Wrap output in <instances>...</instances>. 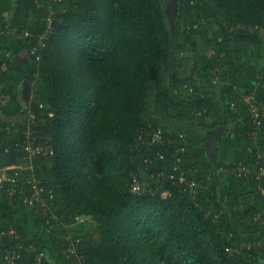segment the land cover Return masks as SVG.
<instances>
[{"label":"trees","instance_id":"obj_1","mask_svg":"<svg viewBox=\"0 0 264 264\" xmlns=\"http://www.w3.org/2000/svg\"><path fill=\"white\" fill-rule=\"evenodd\" d=\"M165 1L61 0L50 4L46 0H16L20 8L33 11L40 19L25 31L29 36L22 49L27 55L51 12L56 21L41 61L28 55L21 71L12 67L14 55L20 52L8 57L6 37L0 36V69L2 64L7 66L0 73V86L8 89L10 100L20 103L8 114L12 120L18 115L20 121L13 120L11 133L0 136V168L29 160L24 152L5 151L27 141V112L22 108L38 115L32 126L34 136L55 149L53 157L33 160L39 177L55 192L51 209L59 221L36 209L39 223L52 232V245L30 240L18 228L27 244L50 253L45 264H76V256L67 250L69 233L75 239L82 238L78 251L84 264H264V239L253 231L235 238L230 228L235 219L250 225L264 220V208L256 198H237L223 212L209 215L204 194L195 198L164 177L152 189L146 183V174L152 177L161 172L165 176L167 172L155 166L159 152L168 167L180 157L182 171L196 168L190 155H177L176 147L156 144L149 149L143 144L140 135L150 124L165 130H177L178 124L192 133L184 122L194 121L211 130L219 125L212 119L223 114L229 118L224 123L229 133L247 140L254 137L249 108L242 101L251 89L242 91L243 84L236 80L228 94L234 109L222 104L215 91L201 93L185 65L190 58L179 56L184 44H193L203 32L186 28L179 20L172 29ZM197 13L200 23L221 32L224 44L232 48L222 57L221 45L207 42V48L213 50L206 58L212 62L203 75L207 85L218 76L227 78L231 67L241 63L245 49L252 47L258 54L264 51V0H200ZM256 26L259 28L253 30ZM250 65L248 60L243 62L239 73H251V83H264V73H257L260 69ZM25 82L36 85L32 106L24 101ZM258 98L264 111V97ZM0 103L4 105L2 100ZM161 112L169 119L160 116ZM258 153L263 155L260 165ZM261 165L264 149L244 162L221 168L228 169L224 175L232 183L264 190V179L240 178L232 173L239 166L258 172ZM136 176L146 189L141 194L132 191ZM0 196L18 203L17 197L5 191L0 190ZM12 243L1 240L0 251ZM62 255L69 258L62 261ZM49 256L53 259L48 260Z\"/></svg>","mask_w":264,"mask_h":264},{"label":"crops","instance_id":"obj_2","mask_svg":"<svg viewBox=\"0 0 264 264\" xmlns=\"http://www.w3.org/2000/svg\"><path fill=\"white\" fill-rule=\"evenodd\" d=\"M0 11L2 12L0 36L6 37L7 43L4 49L10 51L7 54L8 57L16 53V51L20 52L15 55L13 54L12 67L16 71H21L29 61L27 53L22 49L25 46L24 33L26 29L35 26L40 19L33 11L20 8L16 4V0H0ZM50 15H52V12ZM16 21L17 25L14 27L13 25ZM16 40L19 42L18 45L14 43ZM21 40L24 42L22 43ZM29 90L31 89L29 88ZM31 91H29L30 94ZM215 92L218 93L221 98V92L219 90ZM0 100H2L4 108L6 106L11 110L7 112V116L9 113H14L13 110L18 109L20 105L19 102L9 99L8 89L3 86H0ZM24 101L30 102V97L28 95L26 96V91ZM10 103L17 104V106H11L9 105ZM190 126L194 129L190 128L192 133L180 130L181 127L178 124L176 132L171 130L175 136L179 137L181 134L185 137L183 141L185 146L184 154L190 155L193 163L196 164V168H194L193 171L185 172V176L199 183V185L207 184L215 187L218 196L220 194L223 196L219 201V206H216L220 212H223L226 207L229 208L228 206L233 205L237 198L243 196L256 198L260 207L264 208V190L260 186H243L232 183L224 175L221 168V166L226 167L238 162H244L248 160L252 153L257 150L259 151V149H264V126L262 127L263 129H261L262 133L260 130L257 135H253L254 137L251 140L243 139L238 135L235 136L229 133L225 125H221L218 128L214 127L211 130L202 127L199 123ZM13 129L14 121L12 119H5L0 122V136L10 134ZM218 131H220L219 135L217 134ZM214 135L215 137L217 135L216 141L214 140L215 142L212 140ZM14 166L18 165H6L1 167L0 179L9 174V168ZM217 169L219 173H217ZM202 188L205 187L202 186ZM253 204L254 203H249V206L252 205V207H254L255 205ZM36 212V209L22 203V199H18V203H9L0 196V227H15L17 229H22L30 240L39 239L45 244L52 245V232L50 229L44 230L39 223ZM241 223L246 226V229L241 231L242 234L244 232L253 231L256 232L260 238L264 239V220L252 225L243 221H241Z\"/></svg>","mask_w":264,"mask_h":264},{"label":"built area","instance_id":"obj_3","mask_svg":"<svg viewBox=\"0 0 264 264\" xmlns=\"http://www.w3.org/2000/svg\"><path fill=\"white\" fill-rule=\"evenodd\" d=\"M39 2V0H36ZM51 4L54 1L61 0H46ZM51 7V6H50ZM53 15H50L48 23H46L45 29L38 36L36 44L31 48L28 55L34 56L37 61H41L43 58V52L47 47V44L53 34ZM247 26H241V28H246ZM259 26L253 28V30L258 29ZM24 36H29V33L25 32ZM6 66L2 64L1 68ZM242 101L249 108L248 117L250 123L254 128L253 135L257 133L263 127V118L264 111L262 110L261 100L256 95V92H249L245 95ZM235 104L230 103V108L234 109ZM23 113L27 112L28 120V131L25 133L24 137L26 138V143L20 146L16 144L14 146H9L5 149L6 152H24L28 159L25 163L9 168V174L0 179V190L5 191L7 195L12 197H17L22 199V203L32 207L34 209H42L45 215L54 218L59 221L58 216L51 209L52 203L55 201V192L50 189L49 185L43 181L34 166L33 160L35 158H44V157H53L55 155V149L51 143L48 141H39L37 136H34L32 132L33 125L38 121V115L31 111L30 108H22ZM7 113L4 106L0 103V122L5 120ZM53 117V115H50ZM244 123V119H240ZM172 135H175L170 130H165L162 127L152 126L151 124L144 129L140 135V141L147 145L151 149L156 144L162 145L164 147H176L178 149L177 155L184 154L185 146L183 144L184 136L180 134L178 139H173ZM140 156L142 153H139ZM157 161L165 162L164 155L159 152ZM261 153H258V164H262L260 161ZM150 160V159H149ZM182 159L179 157L177 160L171 162L170 171H167L165 176L159 172L151 177L152 184L149 185L150 188L152 185L157 184L162 177L165 179L173 180L176 185H179L184 189V191L189 192L192 195H196L199 190V184L195 181L188 179L185 176V172L181 169ZM223 172L227 171V168H222ZM232 173L237 177H253L255 176L257 180L264 179V166H260L258 172L254 171L251 167L239 166L234 167ZM6 187V188H5ZM152 189V188H151ZM144 183H142L138 176H136L132 183V191L136 194H141L145 192ZM163 195L167 196L168 192H165ZM50 223V222H48ZM10 241L13 242L10 246L5 245L3 252L0 251V261L3 264H45V259L48 252L44 249H39L33 243L27 244L26 237H24L19 229L15 227H0V241ZM30 242V241H29ZM66 242L68 244V252L72 256H76V264H84V256L79 253V244L80 239H75L72 233H69L66 237ZM1 250V249H0ZM36 255V258L32 261L31 258Z\"/></svg>","mask_w":264,"mask_h":264},{"label":"rangeland","instance_id":"obj_4","mask_svg":"<svg viewBox=\"0 0 264 264\" xmlns=\"http://www.w3.org/2000/svg\"><path fill=\"white\" fill-rule=\"evenodd\" d=\"M199 3H200V0H193V2H191V0H166L165 1V12H166V15L168 17V20H169V23H170V26L172 29L175 27V23L179 20V21H181V23L184 27H186V28L187 27H196L198 29H201L203 32L202 35L199 34L200 36H198V38L195 40V42L193 44H184L181 55L179 56L180 59L190 58V63L188 64L187 62H185V65L187 66V68H189L192 71V75H193V77H195L194 80L196 79L194 82L198 83L199 87H201V89H202L201 93H206L207 91L213 92V91L219 90L221 92V98H219L220 102L222 104H226V105L228 103V105L230 107L231 101H230V97L228 94L232 93L233 86H234L236 80L239 78V82L243 84L242 91H247V90L251 89V92L254 91V92H256V95L258 97L263 98L264 97V83H260L259 81H256V80H253V83H251L252 82V81L250 82V80L252 78V76H250L251 73H249V72L247 73L246 71L239 73L241 64L243 62H246V60L250 61V64H251L250 66L255 65V67H257V71L260 69L257 73H264V51L261 52V54H258L259 52L257 51V49H253L252 47H249L248 49H245L242 52L241 63H239V65H237V66L231 67V69L229 70V75L227 76V78H224L221 80V78H219V76H218L216 78H213L212 83H209V85H207V83L205 82V79L203 78V75L205 73L206 65H208L212 61L206 60V58L213 54V50L207 48V42L215 41L217 44L221 45L220 48L224 51L221 55L222 57H225V53L229 50H232V48H229L224 44V42H223L224 36L221 32H213V30H210L209 27L204 26L202 23H200V21L198 20V17H197L198 16L197 5ZM176 7H177V13L175 15V18L173 20L174 22H173L171 15L173 14L174 9ZM262 28L263 29L261 32H263L262 38H263V45H264V26H262ZM21 42L23 43L24 41L21 40ZM14 43H16V45L19 44V42L17 40ZM226 61H227V63L231 62L230 59H227ZM5 69H7V66H3L0 69V73H2ZM223 73H225V72H223ZM214 79L216 81H213ZM23 88H24L23 94L25 95V91H26V96L28 95L30 97L31 106L34 105L36 97H37L35 83L29 84V83L25 82L23 84ZM29 88L32 91L29 90ZM29 91H31V94L29 93ZM189 93L192 95L191 92H189ZM9 105L14 106V107L17 106V104L15 105L12 103H10ZM9 110L10 109L5 106L6 113ZM13 112H15V110H13ZM16 114L17 113H15V115ZM160 116L164 117L165 119H169V117L164 115V112H161ZM6 117H5V119H11V117H9L7 115H6ZM227 119H229V118H227ZM227 119H225V116L222 114L218 118H216V119L213 118L212 120L218 121L219 122L218 127H219L221 125L223 126L224 123H226L225 120H227ZM13 120L15 122L20 121L19 116L17 115L16 118H14ZM209 121H211V120H209ZM169 123H171V122H169ZM186 124L190 128L193 129V127H191L190 125L194 126L196 123L194 121H191V122H185V125ZM229 125H230L229 127H231V124H229ZM168 130H170V131L175 130L174 132L177 131L174 128H169ZM180 130L185 131L186 129L181 128ZM261 133H262V130H261ZM217 134L219 135L220 131H218ZM215 139H217V135H216V137H215V135L213 136V138H212L213 142L216 141ZM155 166L157 167V169L163 168L164 171H170V169H171L170 167H168L169 165L167 163H164V162L159 161V160L156 162ZM217 171H218V169H217ZM217 173H219V171ZM146 183L149 185L152 184L151 177H149L147 174H146ZM206 185H199L198 186L199 190L197 191L195 198H198V196L200 194H204L206 197V203L208 205V208H205L207 213L209 215L212 213H216V214L221 213L220 210H218L216 208V206H219V201L223 198V196H221V194L218 196L217 190H215L214 186H211V185L206 186ZM202 186H204L205 188H202ZM227 203H229V202H227ZM230 228H231L233 237L236 238L239 235L242 236L241 231L242 230L244 231L246 229V226L244 224H242L241 221H238L235 219L233 222H230ZM81 239H80V241H81ZM48 255H49V253H48ZM50 258H51V256H49V260H50ZM65 258L68 259L69 256L68 255L67 256L62 255L61 260L63 261Z\"/></svg>","mask_w":264,"mask_h":264},{"label":"water","instance_id":"obj_5","mask_svg":"<svg viewBox=\"0 0 264 264\" xmlns=\"http://www.w3.org/2000/svg\"><path fill=\"white\" fill-rule=\"evenodd\" d=\"M176 13H177V7L174 9L173 14L171 15L172 21L174 20ZM55 22H56V21H54V23H55ZM173 22H174V21H173Z\"/></svg>","mask_w":264,"mask_h":264}]
</instances>
